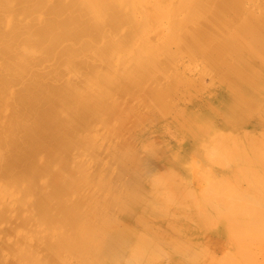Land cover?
Here are the masks:
<instances>
[{
	"label": "rangeland",
	"instance_id": "rangeland-1",
	"mask_svg": "<svg viewBox=\"0 0 264 264\" xmlns=\"http://www.w3.org/2000/svg\"><path fill=\"white\" fill-rule=\"evenodd\" d=\"M233 3L229 9L219 0H115L99 18L80 0H0V264H92V257L99 259L98 264H112L113 248L98 249L95 239L84 232L85 244L91 247L87 252L73 250L78 247L74 244L79 238L77 227L83 224L88 231L99 230V244L113 240L114 248L130 227L154 237V243L163 247L161 252L168 253L159 264H173L170 254L176 248L187 251V247L182 250L186 241L194 250L190 248L193 251L184 253L185 257L194 255L195 264H220L224 259L225 264H264V168L260 170L263 164L252 158L264 154V125L259 122L264 121V72L261 89L255 90L250 83H242L226 60L247 56L238 44L250 36H242L241 27L250 26H244L250 15L260 18L264 26V0ZM228 75L235 80L232 84ZM234 84L252 102L245 116L249 114V119L238 122L231 120L236 111H228L221 98L222 89ZM208 106L219 114L209 112ZM183 111L186 117L192 115L188 136L180 131L185 125L175 120ZM200 125L201 134H197ZM212 140L215 148L222 141L218 146L222 151H210ZM204 147L209 148L201 151ZM222 147L227 159L234 157H229L231 166L232 161L227 163L224 154L220 156ZM199 149L205 157L217 155L206 159ZM240 151L252 160L244 157L246 164L243 157L239 160ZM223 168H233L236 173L228 172L239 175V181L243 176L245 182L237 184L226 171L222 174ZM166 173L176 174L178 186H173L177 187H171L172 175ZM165 177L166 188L172 189L169 195L181 199L170 203L189 207L185 209L194 215L191 221L172 224L170 216L184 207L160 211V217L151 213L158 186L161 193L167 191ZM251 179H257L254 189L249 186ZM201 189L215 190L220 196L217 202L222 203L215 202L213 191L214 199H209L211 194L199 193ZM219 191H229L231 199ZM189 194L199 195L198 199L192 197L191 202ZM232 197L245 200L231 204ZM73 206L77 215L72 219L66 210ZM194 207L201 215L205 210L199 219L203 226ZM173 230L183 232L177 236L186 241L176 239ZM159 231L168 233L166 238ZM149 260L145 254L133 262H154Z\"/></svg>",
	"mask_w": 264,
	"mask_h": 264
},
{
	"label": "bare ground",
	"instance_id": "bare-ground-1",
	"mask_svg": "<svg viewBox=\"0 0 264 264\" xmlns=\"http://www.w3.org/2000/svg\"><path fill=\"white\" fill-rule=\"evenodd\" d=\"M81 2H83V3H86L88 6H89V8L92 10V11H94L95 12V14H98V17L99 18H102V16H101V12L103 11V10H105L106 8H111L112 7V4L115 2V0H80ZM234 1H236V0H219V2L220 3H222V7H224V8H229V9H233L234 7H233V4H235V3H233ZM253 16V15H252ZM244 26L245 25H247L248 23H250V26H246V27H241V28H244V29H242L243 30V32L242 31H240L241 33H242V36H250V40H245V42L244 43H241V45H240V43L238 44L239 45V48H240V50L241 51H243L244 53H246L247 54V56H242L241 58L240 57H236V58H234V57H232V56H228L227 58H226V60H227V62H228V65L230 66V67H232L231 69H233L234 71H237V74L239 75V76H241L242 77V83H245L244 81H246V82H248V83H250L251 85H253V87H254V89L255 90H257V88H259V90L261 89V83L263 82V75L261 74V73H263L264 72V26L262 25L263 24V21L261 20L260 21V18H258V19H255L254 20V18H252L251 17V15H250V18H248V19H246V20H244ZM261 22V23H260ZM255 23V24H254ZM253 25V26H252ZM92 26V25H91ZM250 34H253V36L252 35H250ZM247 41V42H246ZM241 46V47H240ZM224 57V56H223ZM224 60V59H223ZM230 75H228V77H227V81L229 82V81H231V83L230 84H232L235 80H233L231 77H229ZM241 83V84H242ZM238 84H240V83H238ZM242 86V85H241ZM229 89H230V91H229ZM264 90V89H263ZM262 90V91H263ZM222 91H224V92H221V94H222V96H221V98L223 99V98H225V100L223 99L222 101L223 102H226V104H227V110L228 111H230V112H232L233 110H235L236 111V115L233 117V119H231L232 121H236V122H238V121H243V120H245V119H249V114H248V116L247 117H245L246 115H247V113H248V110H249V108H251L250 107V105L252 104V102H250V101H248L247 99L245 100L243 97L244 96H242V93L244 92V90L241 88V87H239V86H237V85H233L232 87H230V88H228L227 90L226 89H222ZM228 91V92H227ZM257 98H258V94H257ZM257 102V101H256ZM258 103V102H257ZM253 108H254V106H253ZM256 108V107H255ZM207 109L209 110V112H211V113H215V114H219L218 112H217V110H215L213 107H207ZM261 109V108H260ZM259 109V110H260ZM264 109V108H263ZM262 109V110H263ZM264 111V110H263ZM261 112V111H260ZM259 113V112H258ZM263 114H264V112H262ZM258 116V115H257ZM186 117V112H181V113H179L178 115H176V118H175V120H176V122H178V123H181V124H184L185 126H183L182 128H181V133L182 134H185L186 136H188V135H190V133L189 132H191V130H192V128H191V125L190 124H188L189 123V121H191V118H192V115L191 114H188V116L186 117V119H188L187 120V122L186 121H184V118ZM261 117V116H260ZM194 118L195 119H198V118H196L195 116H194ZM263 118V117H262ZM262 118L260 119V118H258V119H260V120H262ZM201 119H203V118H201ZM264 119V118H263ZM255 121H257V118H256V120ZM254 121V122H255ZM246 122V121H245ZM244 122V123H245ZM248 122V121H247ZM254 122H251L250 124H255ZM260 122V124H261V127L264 125V121H263V123H261L262 121H259ZM259 122H257V124L259 125ZM257 124H255V125H257ZM257 125V126H258ZM251 127V126H250ZM260 127V128H261ZM264 127V126H263ZM198 128H200V129H198ZM197 128V134H201V125L199 126ZM238 129H240V128H237V130ZM247 129V128H246ZM249 129V128H248ZM247 129V130H248ZM252 129H254V128H252ZM262 129V128H261ZM242 130V128L240 129V131ZM257 131H258V129H256ZM239 131V132H240ZM203 132V131H202ZM206 132V131H205ZM237 132V131H236ZM242 133H243V131H241ZM207 133H209V132H207ZM206 133V134H207ZM238 133V132H237ZM245 133V132H244ZM250 133V132H249ZM251 133H253V132H251ZM261 133V132H260ZM205 133H203L202 135H204ZM256 134V133H255ZM202 135H200V136H202ZM209 135V134H208ZM257 135H260V134H257ZM243 137L244 136V134H241L240 135V137ZM40 137V136H39ZM216 136H213V138H215ZM226 137V136H225ZM232 137V136H231ZM248 137V136H247ZM259 137H262V136H259ZM258 137V138H259ZM217 138V137H216ZM222 139H223V141H224V138L223 137H221ZM229 139H230V137H228ZM227 138V140L229 141V139ZM244 138V137H243ZM242 138V139H243ZM252 138H254V136L252 137ZM30 139V138H29ZM217 139H220V138H217ZM221 139V140H222ZM257 139V138H256ZM216 140V139H215ZM220 140V141H221ZM16 141V140H15ZM214 140H212V142H211V144H209V147H210V145H212V143L214 144V142H213ZM231 141H233L232 139L230 140V143H231ZM238 141V140H237ZM244 141H245V138H244ZM259 141V140H258ZM206 142H208L207 140H206ZM205 142V143H206ZM222 142V141H221ZM221 142H219V144H218V146L220 145V143ZM240 142H242V140L240 141ZM253 142V141H252ZM27 143V142H26ZM209 143V142H208ZM224 144L226 143V142H223ZM228 143V142H227ZM243 143V142H242ZM244 143H246V142H244ZM224 144H223V146H224ZM235 144V143H234ZM228 145H230L231 147L233 146V145H231V144H228ZM247 145V144H246ZM258 145V144H257ZM28 146V145H27ZM218 146H216V148L214 147V145H212V148H210V151H213V149H217V150H219V152L220 151H222V150H220V147H218ZM241 147H242V145H240ZM200 147H203V146H200ZM208 147V148H209ZM214 147V148H213ZM248 147V146H247ZM208 148H206V149H208ZM223 148V147H222ZM236 148V147H235ZM240 148V147H239ZM205 149V147H204V149H199V152L200 153H202L201 151H204V150H206ZM212 149V150H211ZM237 149V148H236ZM240 149H242V148H240ZM239 149V150H240ZM248 149V148H247ZM201 150V151H200ZM231 150V149H230ZM209 150H207L206 152H210ZM218 152V151H217ZM218 152V153H219ZM223 152L224 153H221V157H222V154H224V156L223 157H225L226 158V152L227 151H225L224 150V148H223ZM241 152V151H240ZM249 153H250V151H248ZM208 153H206V156H207V154ZM211 153V152H210ZM228 153V152H227ZM231 153V152H230ZM235 153V152H234ZM238 153V152H237ZM211 154H213V153H211ZM233 154V153H232ZM244 154L245 153H242L241 152V156H239V160H240V158L241 157H243L242 158V160H244V157H245V160H247L248 162L250 161V160H252L249 156L248 157H246V156H244ZM202 155L205 157V154H203L202 153ZM210 155V154H209ZM214 155V157L217 155V153H214L213 154ZM252 155V154H251ZM193 156V155H192ZM211 156V155H210ZM209 156V157H210ZM229 157H232V158H234L233 156H230V155H228ZM252 156H254V157H252L253 158V160L255 161V162H257V163H260V164H263V166H261V168H260V166L259 165H257L256 163H254V164H256L259 168H260V170H262L263 168H264V154H257V155H252ZM31 157V156H30ZM208 156L207 157H205L206 159L207 158H209ZM214 157H210L211 159H214ZM229 157H228V159H229ZM224 158V160H226V162L227 161H229L227 158L225 159ZM237 158V157H236ZM211 159H208V161H210V162H212V160ZM216 159V158H215ZM178 160V159H177ZM198 160V159H197ZM241 160V161H242ZM245 160L243 161L244 163H245ZM179 161V160H178ZM182 161V160H181ZM220 161V160H219ZM223 161V160H222ZM230 161H232V160H230ZM229 161V162H230ZM238 161V160H237ZM177 162V161H176ZM199 162V161H198ZM213 162H216L215 160H213ZM212 162V163H213ZM224 162V164H226V162L225 161H223ZM247 162V163H248ZM228 163V162H227ZM238 163V162H237ZM236 163V165L237 166H239V165H242L241 163L240 164H237ZM253 163V162H252ZM251 163V164H252ZM220 164V163H219ZM230 164V166H231V164H233V161L231 162V163H229ZM246 164V163H245ZM250 164V163H249ZM250 164V165H251ZM49 165V164H48ZM205 165V164H204ZM228 165V164H227ZM236 165H234V167L237 169H239V167H237ZM209 166V165H208ZM218 166H220V165H218ZM199 167V166H198ZM222 167H224V166H222ZM226 167V166H225ZM224 167V168H225ZM233 167V168H234ZM263 167V168H262ZM181 169H182V167H180ZM208 168V167H207ZM213 168V167H212ZM216 168V167H215ZM224 168L221 170V171H223L224 170ZM229 168V167H228ZM233 168H232V170H231V168L229 169V170H231V171H233ZM184 169V168H183ZM201 169V167L198 169V170H200ZM227 169V168H226ZM226 169H225V171H226ZM249 169V168H248ZM202 170H203V166H202ZM229 170H227L226 172L225 171H223L224 173H222L223 175H225V173L227 174V177H233V175L231 174L232 172H228ZM235 170V169H234ZM264 170V169H263ZM262 170V173L264 172ZM189 171V170H188ZM212 171H213V169H212ZM217 171V170H216ZM220 171V172H221ZM239 171H241L240 169H239ZM239 171H238V173H239ZM259 171V170H258ZM235 171H233V173H234ZM242 172V171H241ZM240 172V173H241ZM246 172V171H245ZM206 173V172H205ZM212 173H215V170H214V172H212ZM236 173V172H235ZM247 173V172H246ZM207 174V173H206ZM231 174V175H230ZM241 174H244V173H241ZM248 175H249V173H247ZM161 175H163V174H161ZM165 175H172V178H171V176H170V180H172V186L171 187H177L178 185H177V177H175V178H173L174 176H176V174H165ZM174 175V176H173ZM195 175V174H194ZM219 175H221V174H219ZM229 175V176H228ZM244 175H246V174H244ZM262 175H264V173L262 174ZM164 176V175H163ZM162 176V177H163ZM184 176H186V175H184ZM239 176V175H238ZM237 176V177H238ZM201 177H202V174H201ZM220 177H222V176H220ZM237 177H235V174H234V177L232 178L233 180H234V178L236 179V180H234L235 182H237V181H239V179L237 180ZM241 177V176H240ZM239 177V178H240ZM198 178V177H197ZM196 178V176H195V179H197ZM242 178L244 179V177L242 176ZM241 178V179H242ZM250 178H252V176H250ZM250 178H248V179H250ZM168 179V178H167ZM166 177H165V179H164V182H163V186L166 184V183H168V182H165L166 180ZM173 179H176V180H174L173 181ZM181 179H183L182 177H181ZM199 179L201 180V178L199 177ZM205 179V178H204ZM216 179H218L217 180V182L219 181V178H216ZM226 179V178H225ZM242 179V180H243ZM157 180H161V178H157ZM170 180H169V182H170ZM198 180V179H197ZM221 180V179H220ZM242 180H240L241 182H243ZM251 180H253V179H251ZM251 180H249V183H250V187H251V189H252V187H253V189H254V187H256L255 186V181L257 180H253V182H251ZM62 181H64V180H62ZM147 181V180H146ZM156 179L154 180V183L155 184H157L156 182ZM162 181V180H161ZM176 181V182H175ZM180 181V180H179ZM182 181V180H181ZM199 181V180H198ZM223 181V180H222ZM226 181V180H225ZM239 181V182H240ZM175 182V183H174ZM183 182V181H182ZM182 182H180V183H182ZM197 182V181H196ZM220 182V181H219ZM244 182H245V179H244ZM161 182H159V184H160ZM188 183H189V181H188ZM198 183V182H197ZM200 183V182H199ZM214 183V182H213ZM256 183H258V182H256ZM162 184V183H161ZM173 184L175 185H177V186H173ZM194 184V183H193ZM201 184V183H200ZM203 184H204V182H203ZM216 184V181H215V183H214V185ZM237 184H238V182H237ZM240 184V183H239ZM52 185H53V182H52ZM169 185V184H168ZM180 185V184H179ZM192 185V184H191ZM217 185V184H216ZM219 185V184H218ZM231 185V184H230ZM257 185V184H256ZM152 188H153V183H152V185H150ZM155 186V185H154ZM158 186V185H157ZM170 186V185H169ZM186 186H188V185H186ZM201 186H203V185H201ZM170 187V188H171ZM181 188H182V185L180 186ZM179 187V188H180ZM192 187V186H191ZM190 187V188H191ZM211 187V186H210ZM214 187V186H213ZM259 187V186H258ZM158 188H159V186H158ZM157 188V190H158V198H156L157 199V201L155 202V203H153V204H151V206H150V211H151V213H154V214H157V216L158 217H160L161 215V212H166V213H168L167 212V210L168 209H170V210H177L178 208H182V207H184V206H181L180 207V205H181V203H179V205H178V207H176V205H174L175 204V202H173V203H170L171 202V200H173V199H175V197L174 198H172V196H170L169 194H171V190H168L167 188H166V185H165V188H166V190L167 191H165V190H163V191H165V192H163V193H161V190H159ZM187 188V187H186ZM185 188V189H186ZM190 188H189V190H190ZM200 188V187H199ZM244 188H246V187H244ZM161 189V188H160ZM174 189V188H173ZM176 189V188H175ZM195 189H197V188H195ZM225 189H226V187H225ZM243 189V188H242ZM263 189V188H262ZM262 189H260V190H262ZM83 190V189H82ZM188 190V189H187ZM222 190V189H221ZM231 190V192H232V189H230ZM246 190H248V189H246ZM257 190V188L255 189V191ZM175 191V190H174ZM201 192H199V193H202L203 191H202V189L200 190ZM210 192H208V190L206 191H204L203 193H205L206 194V192H207V194H206V196H208L209 194L208 193H210L211 194V197L209 198V199H214L215 200V202L218 204L219 202V204H221L222 202H221V200H219V202H217V200H216V198L218 197L217 195V193H214V192H216L215 190L213 191L212 189L211 190H209ZM213 191V196H214V194H215V196H214V198H213V196H212V192ZM254 191V192H255ZM37 192V191H36ZM81 192V191H80ZM173 192V191H172ZM191 193L193 192V191H190ZM198 192V191H197ZM220 192V191H219ZM228 192L229 191H227V192H220L219 193V195L222 193V195L224 194V197H225V195L226 196H228ZM231 192H230V194H231ZM249 192V191H248ZM253 192V191H252ZM262 192H263V190H262ZM261 192V193H262ZM35 193V192H34ZM42 193V192H41ZM161 193V194H160ZM175 193V192H174ZM179 193H182V192H179ZM186 193V192H185ZM184 193V191H183V193L182 194H185ZM198 193V194H199ZM238 193V192H237ZM257 193H259L260 194V192L258 191ZM39 194H40V192H39ZM80 194V193H79ZM249 194V193H248ZM76 195V194H75ZM74 195V196H75ZM172 195V194H171ZM176 195H177V193H176ZM186 195H187V193H186ZM190 195V198H189V196H188V198L191 200V202L196 198V199H198V196L199 195H192L191 196V194H189ZM201 196H204V195H202V194H200ZM233 195V194H232ZM242 195V194H241ZM260 195H262V194H260ZM173 196H175V195H173ZM179 196V195H178ZM184 196V195H183ZM237 196H240V195H238L237 194ZM245 196H246V194H245ZM251 196H252V194H251ZM263 196V195H262ZM70 198L72 197V195L71 196H69ZM194 199H193V198ZM222 197V196H221ZM230 199H231V197H230V195L228 196ZM227 197V198H228ZM64 198V197H63ZM74 198V197H73ZM180 197H176V199L175 200H177V199H179ZM203 198H205V197H202V199ZM218 198H220V196L218 197ZM234 200H233V202L231 203V204H233L234 203V201H236V200H242V199H240V197L237 199L236 198V200H235V197H232ZM256 199H257V197H255ZM72 199V198H71ZM184 200L185 199H187V198H183ZM207 199V198H206ZM205 199V200H206ZM180 200V202H181V199H179ZM183 200V201H184ZM204 200V201H205ZM224 200V199H223ZM227 200V199H226ZM243 200H245V198L243 199ZM242 200V201H243ZM254 200V199H253ZM258 200V199H257ZM178 201V200H177ZM176 201V202H177ZM200 201V200H199ZM203 201V200H202ZM200 202V204L202 203V205H204L203 204V202ZM208 201V200H207ZM207 201H205L206 203H207ZM225 201V200H224ZM223 201V202H224ZM228 201V200H227ZM242 201H240V203L242 202ZM179 202V201H178ZM195 202V201H194ZM215 202H212V203H215ZM230 202H231V200H230ZM245 202V201H244ZM190 203V202H189ZM227 203H229V202H227ZM250 203V202H249ZM177 204V203H176ZM190 204H192V203H190ZM210 204V203H209ZM218 204V205H219ZM225 204V203H224ZM224 204H222V206L224 205ZM230 204V205H231ZM238 204V203H237ZM244 204V203H243ZM258 204V203H257ZM185 205H186V203H185ZM240 205V204H239ZM264 205V204H263ZM192 206V205H191ZM190 206V207H191ZM206 206V205H205ZM207 206H208V203H207ZM207 206H206V208H207ZM213 206V205H212ZM211 206V207H212ZM232 206H235V205H232ZM237 206V205H236ZM254 206V205H253ZM252 206V207H253ZM160 207H161V209H160ZM193 207V206H192ZM200 207V206H199ZM198 207V208H199ZM202 207V206H201ZM210 207V208H211ZM221 207V206H220ZM246 207V206H245ZM255 207V206H254ZM185 208H189V207H184L183 209H185ZM197 208V207H196ZM223 208V207H222ZM251 208V207H250ZM63 209H66L65 207H63ZM190 209V208H189ZM188 209V210H189ZM196 212H198V210L197 209H195V207L193 208ZM208 210H209V208H207ZM241 209V208H240ZM186 210L187 209H185L184 211H182L181 213H178V212H174V214L173 215H171L170 217H171V222H172V224H174V225H176V226H178V224H180V223H185V222H188V221H191V218L193 217L194 218V215L192 216V213H189L190 211H187L186 212ZM194 210H191L192 212L194 211ZM200 210V209H199ZM235 210V209H234ZM247 210V209H246ZM67 211V215H68V217H70V218H74V216H76L77 214V211H76V207H72L71 209H67L66 210ZM161 211V212H160ZM179 211H180V209H179ZM195 211H194V213H195ZM203 211V210H202ZM217 211V210H216ZM231 211V210H230ZM232 212V211H231ZM230 212V213H231ZM264 212V211H263ZM204 213H205V210H204ZM204 213H203V215H201L200 214V212H198V213H196L195 215H197L198 217V220H197V222H199L200 224L202 223V221H200L199 219H201L203 216H205L204 215ZM220 213V212H219ZM229 212L227 211V213L226 214H228ZM229 213V214H230ZM237 213V212H236ZM164 214V213H163ZM198 214H200V215H198ZM206 214H208L209 215V213H207L206 212ZM228 214V215H229ZM239 214L240 213H238V216H239ZM247 214H248V211H247ZM231 215H232V213H231ZM248 215H250V214H248ZM264 215V214H263ZM156 216V215H155ZM164 216H165V219L167 218V216L164 214ZM207 216V215H206ZM220 216H221V213H220ZM238 216H236V217H238ZM35 217V216H34ZM148 217V216H147ZM158 217H156V218H158ZM208 218H209V216H207ZM212 217V216H211ZM245 217H247V216H245ZM264 217V216H263ZM263 217H261V218H263ZM164 217H163V215H162V218L161 219H163ZM231 218V217H230ZM229 218V219H230ZM159 219V218H158ZM195 219H193V220H195ZM210 219V218H209ZM222 218H220L219 219V221L221 220ZM238 219V218H237ZM248 219H249V217H248ZM151 220V219H150ZM164 220V219H163ZM227 220V219H226ZM239 220V219H238ZM259 220V219H258ZM209 221V220H208ZM215 221V220H214ZM216 221H218V220H216ZM215 221V222H216ZM218 221V222H219ZM250 221V220H249ZM263 219H262V222H261V224H264L263 223ZM160 223H163V222H161V221H159ZM194 222H196V221H194ZM196 222V223H197ZM224 222V220H222L221 221V223H223ZM228 222V221H227ZM196 223H193V224H195L196 225ZM210 223V222H209ZM220 223V224H221ZM157 224V223H156ZM198 224V223H197ZM200 224H198V225H200ZM258 224H260V223H258ZM150 225V224H149ZM160 225V224H159ZM198 225H196V228H197V226ZM223 225V224H222ZM242 225V224H241ZM244 225V224H243ZM245 225H246V223H245ZM247 225H250L249 224V222H248V224ZM251 225H253V224H251ZM155 226V225H154ZM163 226H164V224L163 225H161V227L163 228ZM201 226H203V223H202V225ZM208 226V225H207ZM150 227V226H149ZM165 227H166V224H165ZM167 227H168V229L171 227L172 229L174 228V226L172 225H170V227L167 225ZM166 227V228H167ZM225 227H227V226H225ZM230 227V226H229ZM237 227H239V226H237ZM249 227V226H248ZM86 228V224L84 225H80L79 227H77V235H78V241L76 242V243H74V244H78V247L77 248H74L73 250H81V251H86L87 252V250L89 249L88 247H91L90 245H86L85 244V241H87L85 238H83V237H85L83 234H82V232H84V234H86V236H88V238L89 239H92V238H94L95 239V243L93 244L94 246H97L98 247V249H104L105 248V246L106 247H108V248H113V252L115 253V256H114V259L112 260V264H132V263H134L133 261H135L136 260V257L137 256H140V255H147V257H149V261H151V260H153L154 262H152L151 261V263H146V264H159L160 263V258H167V257H164V256H166L167 254H166V252H161V250L160 249H163V247L162 248H160V245L159 244H157V242H155L154 243V239H152V238H154V237H152L151 239L150 238H148V237H145V235H143V234H138L136 231H135V228H133V227H130V228H128L127 230H125V232H123L122 234H121V236H119L118 237V239H117V241H118V247H116V248H114L113 247V245H114V242H113V240H109V239H107V240H103L102 242H101V244H99V242L97 241V237L99 236L98 235V233H99V230H91V231H88L87 229H85ZM161 228V229H162ZM170 228V229H171ZM176 229H178V227H175ZM201 228V227H200ZM202 228H204L205 229V226L204 227H202ZM202 228H201V231H202ZM160 229V230H161ZM164 229V228H163ZM194 228H192V231H194L195 232V229L193 230ZM225 229V228H224ZM223 229V230H224ZM227 229V228H226ZM246 229V228H245ZM153 230V229H152ZM166 229H164V231H165ZM178 230H180V229H178ZM176 231V230H173V233H174V231H175V233H176V235L175 236H177V234H179V236H180V233L181 234H183V232H180V231ZM197 230V229H196ZM210 230V229H209ZM149 231V230H148ZM155 231V230H154ZM169 231V230H168ZM168 231H166V232H168ZM198 231H199V229H198ZM198 231H197V233H198ZM205 231H207V229L205 230ZM225 231V230H224ZM224 231H220V232H224ZM250 231V230H249ZM260 231H261V229H260ZM4 232V231H3ZM2 232V233H3ZM160 232V231H159ZM179 232V233H178ZM187 232H189V231H187ZM194 232L193 233H191V235L192 234H194ZM208 232V231H207ZM245 232H247V231H245ZM161 233V232H160ZM171 232H169V234H170ZM172 233V234H173ZM225 233H227L226 231H225ZM230 233V232H229ZM228 233V234H229ZM234 233V232H233ZM157 234H159V233H157ZM162 235H164V233L162 232L161 233ZM167 234L168 233H166V235H164V237L166 238V236H167ZM189 234H190V232H189ZM200 234H202V233H200ZM250 234H252V233H250ZM153 235V234H152ZM171 235V234H170ZM186 235H187V233H186ZM204 235H206V233H204ZM247 235V234H246ZM147 236V235H146ZM159 236H160V234H159ZM173 236H174V234H173ZM175 236L173 237L174 238V241H178L180 238L177 236L176 237V239L177 238H179L178 240H176L175 239ZM225 236V235H224ZM232 236V235H231ZM243 236V235H242ZM251 236V235H250ZM151 237V236H150ZM158 237V236H157ZM171 237V239H173L172 238V236H170ZM197 237V236H196ZM238 237V236H237ZM245 237V236H244ZM161 238H162V236H160V240H161ZM168 238V237H167ZM203 238H204V236H203ZM247 238H249L248 236H247ZM80 239L81 240H83V241H80ZM155 239H156V237H155ZM183 239V242H185L186 240L182 237L181 238V240ZM235 239V238H234ZM157 240H158V238H157ZM160 240H158V241H160ZM169 240V239H168ZM167 240V241H168ZM185 240V241H184ZM237 240V239H236ZM235 240V241H236ZM243 240H246V239H243ZM242 240V241H243ZM162 241H165L166 242V240L165 239H163L162 238ZM171 241H173V240H171ZM226 241V240H225ZM235 241H233L234 243V248H236V245H235ZM239 241V240H238ZM247 241V240H246ZM249 241V240H248ZM247 241V242H248ZM94 242V241H93ZM227 243H228V241H226ZM230 242V241H229ZM168 243V242H167ZM169 243H171V242H169ZM175 242H173V244H174ZM74 244H70L71 246L72 245H74ZM163 244H165V247H168V246H166L167 244L166 243H163L162 242V245ZM182 244V243H181ZM184 244V243H183ZM190 243H188V245H187V241H186V243L184 244V245H187V246H184L183 245V248L184 249H182V247H180L182 250H184L185 251V247H187V251H185L184 253H186V252H188L189 254L191 253V251H193L194 249L193 248H191V244L189 245ZM249 243H247V245H248ZM102 245V246H101ZM228 245V244H227ZM226 245V246H227ZM231 245V244H230ZM246 245V246H247ZM164 246V245H163ZM190 246V247H189ZM229 246V245H228ZM238 246V245H237ZM239 246H240V244H239ZM242 246H244V245H242ZM248 246H252L251 245V243L248 245ZM170 245H169V249H170ZM189 247V248H188ZM195 247V246H194ZM193 249V250H189V249ZM226 248V247H225ZM172 249H174V248H172ZM171 249V250H172ZM179 249V248H178ZM228 249V248H227ZM230 249H232V248H230ZM239 249V248H238ZM248 250V248L247 247H245V250ZM264 249V248H263ZM226 250V249H225ZM244 250V249H243ZM167 251V250H166ZM176 253H171L170 254V259H172V263L173 264H187L188 262H191V261H195L196 259V257L194 256V255H191V257L189 256V259H188V257H185V254L184 253H182L183 251H181V250H177V248L174 250ZM227 251V250H226ZM240 252V251H239ZM193 253V252H192ZM237 253V252H236ZM195 254V253H194ZM243 253H240V254H236V257L238 256V255H242ZM188 255V254H187ZM186 255V256H187ZM203 256V255H202ZM224 256H226L225 254H224ZM224 256H223V258H224ZM245 256V255H244ZM86 257H88V259L89 260H91V257L89 256V254L87 253V256ZM142 257V259L144 258L143 256H141ZM227 258L229 257V254H227V256H226ZM233 257V256H232ZM243 257V256H242ZM93 258V260L91 261L92 262V264H98L99 262V259H97L96 257H92ZM139 258V257H138ZM198 258V257H197ZM147 259V258H146ZM169 259V258H168ZM200 259H202L201 257H200ZM144 260V259H143ZM143 260H141L140 262H142ZM230 260H232V259H230ZM137 261H139V260H137ZM137 261H135V262H137ZM166 261H167V259H166ZM171 261V260H170ZM198 261V260H197ZM200 261H202V260H200ZM200 261H199V263H200ZM205 261V260H204ZM227 259H226V262H225V259L223 260V262H221V263H223V264H225V263H227ZM237 261V260H236ZM140 262H138L137 264H139ZM169 262V261H168ZM168 262L166 263L165 262V264H168ZM203 262V261H202ZM201 262V263H202ZM231 262H233V261H231ZM192 263H198V262H192ZM192 263H189V264H192ZM220 263V264H221ZM135 264V263H134ZM141 264V263H140ZM163 264V263H162ZM219 264V263H218ZM233 264H234V262H233Z\"/></svg>",
	"mask_w": 264,
	"mask_h": 264
}]
</instances>
